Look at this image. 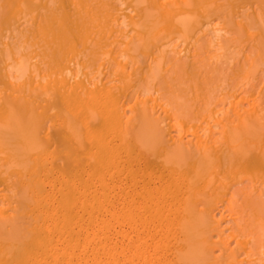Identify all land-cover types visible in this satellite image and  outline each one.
Here are the masks:
<instances>
[{"label": "bare ground", "instance_id": "6f19581e", "mask_svg": "<svg viewBox=\"0 0 264 264\" xmlns=\"http://www.w3.org/2000/svg\"><path fill=\"white\" fill-rule=\"evenodd\" d=\"M0 264H264V0H0Z\"/></svg>", "mask_w": 264, "mask_h": 264}]
</instances>
